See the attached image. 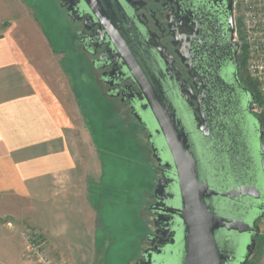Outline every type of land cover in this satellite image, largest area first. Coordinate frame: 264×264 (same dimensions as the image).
Segmentation results:
<instances>
[{"label":"water","instance_id":"obj_1","mask_svg":"<svg viewBox=\"0 0 264 264\" xmlns=\"http://www.w3.org/2000/svg\"><path fill=\"white\" fill-rule=\"evenodd\" d=\"M79 3L137 86L135 118L164 169L149 210L170 239L161 264H246L259 235L254 225L264 216V144L260 120L250 113L253 96L238 80L237 46L230 45L225 74L222 68L217 76L220 97L204 103L206 91L197 98L190 93L194 109L176 90L171 63L160 64L126 28L118 0Z\"/></svg>","mask_w":264,"mask_h":264},{"label":"crops","instance_id":"obj_2","mask_svg":"<svg viewBox=\"0 0 264 264\" xmlns=\"http://www.w3.org/2000/svg\"><path fill=\"white\" fill-rule=\"evenodd\" d=\"M32 11L23 0H0V264H26L25 229L57 264H96L82 115Z\"/></svg>","mask_w":264,"mask_h":264},{"label":"flooded vegetation","instance_id":"obj_3","mask_svg":"<svg viewBox=\"0 0 264 264\" xmlns=\"http://www.w3.org/2000/svg\"><path fill=\"white\" fill-rule=\"evenodd\" d=\"M54 1L67 20L70 35L78 51L88 62L93 78L104 95L115 101L118 110H123L125 114L135 119L147 133L148 138L145 126L135 118L134 107L140 98L139 90L128 74L122 70L120 57L102 34L99 24L82 12L80 0ZM203 1L118 0L127 16L126 28L132 30L141 40V46L153 53L160 64L166 65L167 61L171 63L177 72L173 77L177 85L175 88L181 97H186L187 102L192 103L194 109L198 106L194 98L201 96L205 91L204 103L220 97L223 84L218 77H221L222 68L225 74L223 61L229 55L231 44L237 46L238 80L252 95L244 83L247 75L243 70L240 44L236 39V34L239 33L236 0ZM229 19L232 26L229 24ZM190 93L194 98L190 96ZM251 106L252 104L250 105L252 114ZM196 118H199L198 114ZM152 161L160 179V172L164 169L158 167L154 159ZM154 204L155 199L152 193L147 204V211L151 217V230L144 238L146 247L140 250L134 264H161L163 259L165 261V255L170 249L168 245L170 239L163 237L164 223L155 221V217L149 212ZM263 218L264 216L256 221L254 225L256 229V224Z\"/></svg>","mask_w":264,"mask_h":264},{"label":"rangeland","instance_id":"obj_4","mask_svg":"<svg viewBox=\"0 0 264 264\" xmlns=\"http://www.w3.org/2000/svg\"><path fill=\"white\" fill-rule=\"evenodd\" d=\"M23 3L33 10L52 46L60 53L61 67L77 98L76 110L82 115L81 131L86 133L87 143L81 145V151L87 165L88 196L98 215L97 252L101 254L96 264H134L140 250L146 247L144 238L151 230L147 204L159 179L147 133L104 95L56 2ZM256 227L257 247L264 237V218ZM263 258L264 247L252 261L259 264Z\"/></svg>","mask_w":264,"mask_h":264},{"label":"built area","instance_id":"obj_5","mask_svg":"<svg viewBox=\"0 0 264 264\" xmlns=\"http://www.w3.org/2000/svg\"><path fill=\"white\" fill-rule=\"evenodd\" d=\"M239 16V33L243 70L255 85L259 96L253 102L251 112L255 117H264V0H236ZM26 249L22 256L26 264H57L45 251L38 233L26 229L23 233Z\"/></svg>","mask_w":264,"mask_h":264},{"label":"trees","instance_id":"obj_6","mask_svg":"<svg viewBox=\"0 0 264 264\" xmlns=\"http://www.w3.org/2000/svg\"><path fill=\"white\" fill-rule=\"evenodd\" d=\"M245 86L248 88V90L252 93L253 97H254V102H258L259 101V96L257 94L256 91V87L255 85L250 81V79L247 77L246 81L244 82ZM260 120L261 123V129L263 132V144H264V117H256ZM264 247V237L261 239V246H257L253 252V254L251 255V257L247 260L246 264H255L253 260V258L256 256L258 250L260 248Z\"/></svg>","mask_w":264,"mask_h":264}]
</instances>
